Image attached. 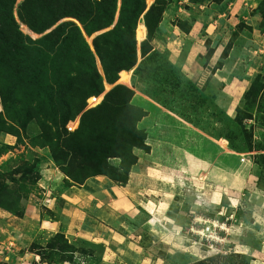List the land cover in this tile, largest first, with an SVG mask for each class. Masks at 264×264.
<instances>
[{"label": "rangeland", "instance_id": "obj_1", "mask_svg": "<svg viewBox=\"0 0 264 264\" xmlns=\"http://www.w3.org/2000/svg\"><path fill=\"white\" fill-rule=\"evenodd\" d=\"M22 1L12 14L33 40L63 20L81 29L103 78L102 92L90 97L102 102L120 84L145 98L149 106L133 96L130 104L145 112L137 127L149 148H133L137 161L124 184L104 173L73 181L37 137V121L21 117L20 102L36 103L35 86L7 89L21 109L14 121L0 93V264H264V0H169L145 55L142 13L135 63L122 69L126 82L118 73L114 83L79 21L65 17L34 33L17 15ZM154 2L145 0L146 9ZM120 3L111 26L95 32L115 25ZM33 71L45 100L51 65L35 63ZM0 76L8 82L2 66ZM73 91L79 98V87ZM163 185L172 187L165 196L175 208L161 212L145 196ZM126 194L131 202L120 200Z\"/></svg>", "mask_w": 264, "mask_h": 264}, {"label": "trees", "instance_id": "obj_2", "mask_svg": "<svg viewBox=\"0 0 264 264\" xmlns=\"http://www.w3.org/2000/svg\"><path fill=\"white\" fill-rule=\"evenodd\" d=\"M120 1L115 25L92 40L108 83H114L118 73L122 82H126L127 71L122 69L135 63V28L139 16L144 13L147 40L141 42L140 48L145 55L149 51L145 46L152 39L154 26L159 23L163 6L169 0H155L147 9L145 0ZM14 2H2L0 11V66L8 77L6 83L0 76V93L8 118L14 121L21 115L17 100H10L8 90L35 86V104L18 100L20 105L26 106V117H21L37 121L40 127L37 137L49 147L51 157L62 171L76 182L104 173L121 184L126 183L130 168L137 161L133 148H149L144 143L145 131L137 127L145 112L130 104L133 91L114 84L102 102L100 97H90L102 92L103 78L78 25L72 20H63L41 38L33 40L19 29L12 14ZM116 3L117 0H23L17 15L34 33H42L61 19L72 17L79 21L86 35H91L111 26ZM143 32L139 27L137 40L143 38ZM75 61L77 65L73 66ZM35 63L51 65L52 85L46 88L45 100L38 97L37 89L42 88L36 85L40 79L33 71ZM73 86L81 90L79 98H74ZM88 97L89 104L95 106L86 108ZM77 115H80L77 127L68 129L67 122ZM111 159L118 160V164H112ZM25 170L29 172L31 168ZM21 173L26 177L24 171Z\"/></svg>", "mask_w": 264, "mask_h": 264}, {"label": "crops", "instance_id": "obj_3", "mask_svg": "<svg viewBox=\"0 0 264 264\" xmlns=\"http://www.w3.org/2000/svg\"><path fill=\"white\" fill-rule=\"evenodd\" d=\"M137 95V96H136ZM133 100L135 101L136 104L138 105H142V106H149L148 102L145 100V98H143L141 95L139 94H134L133 96ZM196 141H198L199 139H195ZM202 143H204V140L201 141ZM205 144H208V145H205V148L206 150H210L212 148H214L215 150H217L219 152L223 151V149L217 145V144H211V143H208V142H205ZM155 165V164H154ZM156 171H158V167H156ZM182 173L184 174H187L188 173V170H186V168H182ZM201 173V171H196L195 174L197 175L198 173ZM165 187L164 185L163 186H160V187H156L154 190H151L150 189V194H148L147 196H145V200L147 202H149L150 204H153L155 207L159 208L160 211L162 212V207H165V206H168L169 208H172L174 209L175 208V205H173L171 202L172 200H170L169 198H166L165 195H171V193H166L167 190L169 191H172V187L171 186H166V188H163ZM123 192V191H122ZM130 197H133V196H130ZM134 198V197H133ZM136 199V198H135ZM134 199V200H135ZM120 200H123L124 203H127V202H131V200L129 199L128 195L126 194V197L123 196V198H121ZM262 251V249L260 250ZM260 253V252H259ZM258 253V254H259ZM264 253V251L262 252ZM264 255V254H263ZM255 258V257H254ZM256 260L258 259H252V263L253 262H256ZM260 262V260H258ZM257 261V262H258Z\"/></svg>", "mask_w": 264, "mask_h": 264}, {"label": "water", "instance_id": "obj_4", "mask_svg": "<svg viewBox=\"0 0 264 264\" xmlns=\"http://www.w3.org/2000/svg\"><path fill=\"white\" fill-rule=\"evenodd\" d=\"M97 34H98V33L95 32L94 34H91L92 36H91V35H86V34H85V35L87 36V38H90V39H91V38H93V37H94L95 35H97ZM109 89H110V88H109ZM109 89H107L106 92H107ZM106 92H105V93H106ZM86 103H87L86 108H88V107H92V106H95V105H90V104H88L87 100H86Z\"/></svg>", "mask_w": 264, "mask_h": 264}, {"label": "built area", "instance_id": "obj_5", "mask_svg": "<svg viewBox=\"0 0 264 264\" xmlns=\"http://www.w3.org/2000/svg\"><path fill=\"white\" fill-rule=\"evenodd\" d=\"M69 129V128H68Z\"/></svg>", "mask_w": 264, "mask_h": 264}]
</instances>
